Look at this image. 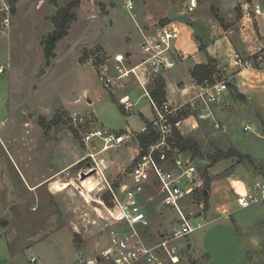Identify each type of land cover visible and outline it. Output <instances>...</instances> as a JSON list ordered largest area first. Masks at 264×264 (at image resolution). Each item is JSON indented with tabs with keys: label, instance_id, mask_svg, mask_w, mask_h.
Here are the masks:
<instances>
[{
	"label": "rangeland",
	"instance_id": "obj_1",
	"mask_svg": "<svg viewBox=\"0 0 264 264\" xmlns=\"http://www.w3.org/2000/svg\"><path fill=\"white\" fill-rule=\"evenodd\" d=\"M70 1L0 0V72L7 66L0 74V133L4 139L19 136L31 141L29 149L34 155L31 166L38 173L37 184L42 181L43 143L46 142L43 148L54 157L63 148H73V161L81 160L88 153L83 141L88 132L100 128L117 134L138 133L145 126V119L154 116L149 99L141 97L143 91L133 81L108 89L99 79L100 70L111 66L113 56L126 54L129 45L138 41L139 12L144 0H134L133 11L123 0H80L71 12L77 18L70 24L68 35L56 42L52 55L47 57L46 48L56 31L54 19ZM147 2L150 11L169 12L173 23L185 30L182 42L186 48L192 46L190 18L181 17L187 14V0L180 1L183 12L175 10L172 0ZM113 4L115 10L108 15ZM219 14L214 5L213 15L220 25L231 28L233 24ZM239 53L246 58L264 55V47L251 55ZM213 61L216 62L212 63L213 73L207 78L217 75L227 79L230 92L239 102L233 104L228 100L220 107V130L204 126L202 138L195 139L202 150L198 156L199 188L181 207L193 216L204 211L203 219L194 217V224L210 223L183 242L186 248L180 264H264V206L239 210L232 183L235 180L251 183L264 178V140L261 139L264 95L257 94L254 100L238 97L230 75L218 69V61ZM171 72L166 74L165 81L167 78L170 81ZM126 96L135 105L131 111L122 108ZM247 124L255 133L243 132V125ZM130 146L125 143L100 156L105 159L100 165L107 167L105 174L110 180L130 181L134 164ZM89 148L93 154H99L102 145ZM231 150L237 152L235 157L211 166L207 155ZM0 151L3 157L1 143ZM89 163L87 159L62 180L58 177L33 190L25 186L24 177L28 174L25 166L17 170L11 162L4 165L0 161V206L6 207L14 199L16 203L0 222L8 220L4 232L11 252H4L5 233L0 225V264H75L81 256L94 255L102 228L92 226L91 222L98 220L102 209L91 201L97 197L91 189L98 185L99 175L81 177ZM53 182L72 185L57 193ZM212 189L217 191L216 195ZM19 191L23 193L17 196ZM224 210L228 214L222 215ZM159 214V210L150 209L151 230L170 228L159 219ZM192 238L196 241L195 251L190 249ZM108 241V236H103L100 245L104 247ZM193 252L201 259H196Z\"/></svg>",
	"mask_w": 264,
	"mask_h": 264
},
{
	"label": "built area",
	"instance_id": "obj_2",
	"mask_svg": "<svg viewBox=\"0 0 264 264\" xmlns=\"http://www.w3.org/2000/svg\"><path fill=\"white\" fill-rule=\"evenodd\" d=\"M133 1L126 0L125 3L130 11L134 8ZM197 7V0H190L189 9L193 11ZM253 12L264 16V8L260 4H255ZM184 33L185 30L176 23L161 25L155 32L143 34L138 62L134 61L131 53H120L113 56L111 66L100 70L99 79L108 89L133 81L143 91L141 97L149 99L154 117L138 134L147 139L144 144L138 142L141 151L133 164L129 182L116 186L108 181L94 154L89 155L92 161L87 164L85 173L95 171L104 179L102 185L91 189V193L97 195L91 201L102 209L98 220L91 224L102 229L94 255L81 256L76 264H180L186 248L183 242L210 223L194 224V217L203 219L204 211L193 216L181 207L199 188L200 167L198 156L191 150H184L177 142V135L183 136L185 117L211 120L217 130L222 128L216 118L215 107L229 92L228 80L214 75L201 83L194 82L182 91L185 100L181 104L167 99L159 103L152 94L156 81L164 79L188 55L182 42ZM234 64L245 70H261L264 69V55L254 54L246 58L236 53ZM122 105L126 111L135 108L127 96ZM74 119L78 120L77 115ZM261 124V139L264 140V122ZM243 132L255 133L248 124L243 125ZM133 136L136 134L130 131L117 134L98 128L85 134L83 141L93 149L102 145V152L125 143L132 145ZM232 183L239 210L264 206V178L248 185L240 180ZM105 195L109 197L108 202L104 201ZM158 202L165 209L177 213L175 222L165 230H151L150 209ZM221 214L226 215L228 211H221ZM106 235L109 241L103 247L100 240Z\"/></svg>",
	"mask_w": 264,
	"mask_h": 264
},
{
	"label": "crops",
	"instance_id": "obj_3",
	"mask_svg": "<svg viewBox=\"0 0 264 264\" xmlns=\"http://www.w3.org/2000/svg\"><path fill=\"white\" fill-rule=\"evenodd\" d=\"M123 1L126 3V0ZM180 1L183 0H172V4L174 5L176 11L183 12L184 7H182ZM187 1V14L181 17L190 18L188 20V24L192 39H195L197 37L199 40H195V42H193L194 44H192V46L190 47L186 48L185 45V50L187 51L188 55L186 56V58L182 59L178 63L177 67L171 72L170 81L169 78H167L165 81L166 99L175 104L183 103L185 100V96L182 91L185 88H190L194 84V82L197 81L193 76L194 68L198 65L209 64L210 59L218 61V68H220L223 64L226 65V67H222L221 70H224L230 75V82L234 87L233 91L234 93L238 94V97L243 96L247 100H254L257 94L259 96L264 95V91L262 90L264 89V70H245L234 64V56L236 53L242 52L251 55L261 47H264V16L255 15L253 11H250V7H252V10H254L255 4H260L264 8V0H197L198 7L193 11L189 9L190 0ZM214 5H216L218 10L220 11L219 15L221 16V18H225L227 22L233 24L231 28L224 29L222 25H220L218 19L213 15ZM114 10L115 5L113 4V7L108 10V15L112 14ZM236 10H239V14L236 12ZM247 11H249L250 15L247 14ZM139 17V27L141 28L140 33L137 35L138 41L132 42L129 45L128 51L125 52L126 54L131 53L134 57L135 62H138L141 58L140 44L143 39V34L153 33L161 25H166L174 22V18L171 17V14L167 11H150L148 9L147 0H144V6L142 5V9L139 12ZM6 69L7 66H3L0 74H2L3 71H6ZM228 100H231L233 104H237L239 102L236 98H234L232 91L230 92L229 90V92L225 96L224 101L215 107L217 119L220 120V107L224 105ZM151 120L152 119H145V126ZM183 122L182 135L185 138H202V134L200 133L202 129H204V126L215 128L211 120H199L195 118L185 117ZM140 132L134 134L138 135ZM3 137L5 136L0 133V143L5 151L3 157L1 154V152L3 153V151H0V161L2 160V163H4V165H8L11 162L16 169L18 168L17 170H19L20 167L25 166L28 170V174L26 176L24 175V178L26 180L25 186H28L31 189L34 188L33 190H39L40 188H43L44 186L51 183L52 180H55L58 177L60 179L63 178L65 175L71 172L72 169L76 168L79 164L86 161L87 159H89L91 162L89 155L93 154L92 150L90 151V148L88 147V153L84 158H82L81 160L73 161V154L75 149L63 148L60 151L61 154H58L56 155V157H54L52 154L47 153L46 148H43L46 146V142L43 143L41 172L42 181L38 182L37 184L36 178L38 176V173H36L31 166L34 160V155L32 156L29 149V144L31 141L25 140L24 137L19 136L10 138L6 137V139H4ZM109 150L99 152V154H94L99 165L101 161H105V159L101 158L100 156L106 154ZM130 151L133 154L131 163H134V161L140 154V146L133 145L132 143V145L130 146ZM54 161L56 164H51L53 166L51 167L49 163H52ZM85 167H87V165ZM100 167L108 181L115 183L116 186L122 184L121 182L110 180L108 176H106V166H104L103 168L100 165ZM99 177L100 181L98 185H100V182L102 185L104 183V179L101 175H99ZM244 183L247 185L250 184L249 182ZM212 190V194H215L217 192L214 189ZM22 193L23 192L20 191L17 192V196L21 195ZM234 195L236 201L235 192ZM15 204L16 203L14 199V201L8 202L6 204V207L0 206V222L4 221V217L7 218L8 214L10 213V209H12ZM216 207L217 205L215 206V208ZM154 209L160 211L159 219L164 223H167L171 227V225L177 218L176 212L173 210L165 209L159 202L156 203ZM219 219L220 217H218L217 221H219ZM7 224L8 220L5 223H0V225H2L3 227V234L6 232L5 228L7 227ZM154 229L158 230L157 228ZM4 239L6 241L4 252L9 251V253H11L8 247L6 233ZM190 245V249L195 251L194 245L196 247V241L194 242L193 238L192 240H190ZM194 257L196 259H201V256H195V253Z\"/></svg>",
	"mask_w": 264,
	"mask_h": 264
},
{
	"label": "trees",
	"instance_id": "obj_4",
	"mask_svg": "<svg viewBox=\"0 0 264 264\" xmlns=\"http://www.w3.org/2000/svg\"><path fill=\"white\" fill-rule=\"evenodd\" d=\"M80 0H71L66 9L60 11L56 18L54 19V23L56 26V31L53 35L52 40L50 41L49 45L46 48V55L50 57L55 49L56 42L63 40L67 35L70 28V24L76 20V16L74 13H71L74 8L79 6ZM213 59H210V63L208 65H199L193 71V76L197 80V82H203L208 76L213 73L212 63H214ZM216 63V62H215ZM153 97L161 103L163 99L166 98V82L163 78H160L156 81V88L152 92ZM137 140L140 144H144L146 142V137L144 135H136ZM177 142L184 150H191L195 153V155L199 156L202 155L201 147L197 140L192 138H185L181 135H177ZM237 152L235 150L224 152H217L213 155H207V158L211 162V166L216 165L221 160L230 159L235 157ZM206 183L209 182V178L207 174L205 175ZM208 192H209V185H207ZM204 196L208 199V195L204 192Z\"/></svg>",
	"mask_w": 264,
	"mask_h": 264
},
{
	"label": "water",
	"instance_id": "obj_5",
	"mask_svg": "<svg viewBox=\"0 0 264 264\" xmlns=\"http://www.w3.org/2000/svg\"><path fill=\"white\" fill-rule=\"evenodd\" d=\"M263 44H264V42H263ZM222 67L224 68V67H226V65L225 64L221 65V67L219 68V70H221ZM43 72H44V70L41 71V73H43ZM122 108L125 111V108L124 107H122ZM131 141H132L133 145H138V140H137V137L136 136H133L132 139H131ZM95 174H96L95 171H92V173H87V174L84 173V174H82L81 177L82 178H85L86 176L95 175ZM108 199H109L108 195H105L104 196V201L105 202H108Z\"/></svg>",
	"mask_w": 264,
	"mask_h": 264
},
{
	"label": "bare ground",
	"instance_id": "obj_6",
	"mask_svg": "<svg viewBox=\"0 0 264 264\" xmlns=\"http://www.w3.org/2000/svg\"><path fill=\"white\" fill-rule=\"evenodd\" d=\"M70 185H72V184H70V183H63V184H61V183H59V182H53L52 183V187H53V189L57 192V193H60V192H63V191H65L66 189H68L69 188V186ZM87 195L89 196V194L87 193ZM86 196V195H85ZM87 196V197H88ZM90 197V196H89ZM89 197H88V199H89ZM101 211V210H100Z\"/></svg>",
	"mask_w": 264,
	"mask_h": 264
}]
</instances>
